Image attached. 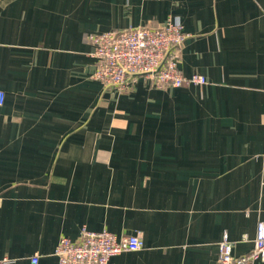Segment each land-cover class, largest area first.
Listing matches in <instances>:
<instances>
[{
  "label": "crops",
  "instance_id": "crops-1",
  "mask_svg": "<svg viewBox=\"0 0 264 264\" xmlns=\"http://www.w3.org/2000/svg\"><path fill=\"white\" fill-rule=\"evenodd\" d=\"M168 18L187 34L180 70L205 84L93 78L89 33ZM0 90V264H57L83 227L142 237L109 264H218L224 231L234 255L253 247L264 0H0Z\"/></svg>",
  "mask_w": 264,
  "mask_h": 264
},
{
  "label": "built area",
  "instance_id": "built-area-1",
  "mask_svg": "<svg viewBox=\"0 0 264 264\" xmlns=\"http://www.w3.org/2000/svg\"><path fill=\"white\" fill-rule=\"evenodd\" d=\"M186 37L178 18L90 33L91 54L96 64L93 77L116 92L129 90L139 75L146 76L155 87L203 85L207 82L204 75L196 72L185 75L178 66ZM3 99L4 93L0 90V104ZM242 239L247 240V237L244 235ZM233 244L224 231L218 241V264H250L255 259L264 260V219L257 222L253 247L248 252L234 255ZM142 246L139 234L118 237L106 229L96 231L83 227L74 240L61 236L54 254L57 264H109L111 256ZM31 261L36 263L37 255Z\"/></svg>",
  "mask_w": 264,
  "mask_h": 264
},
{
  "label": "rangeland",
  "instance_id": "rangeland-1",
  "mask_svg": "<svg viewBox=\"0 0 264 264\" xmlns=\"http://www.w3.org/2000/svg\"><path fill=\"white\" fill-rule=\"evenodd\" d=\"M91 33H94V32H91ZM89 34H90V33H89ZM88 36H89V35H88ZM92 49H93V48H92ZM91 52H92V51H91ZM180 58H181V52H180ZM180 58H179V62H180ZM178 64H179V63H178ZM178 66H179V65H178ZM93 73H94V72H93ZM199 74H200V73H199ZM92 76H93V75H92ZM139 76H140V75H139ZM143 76H144V75H143ZM144 77L146 78L147 82L150 83V85H151V82L149 81V79H148L146 76H144ZM93 78H94V77H93ZM132 86H133V85H132ZM132 86H131V87H132ZM151 86H152V85H151ZM131 87H130V88H131ZM126 91H128V90H126ZM123 92H125V91H123ZM118 93L120 94V93H122V92H118Z\"/></svg>",
  "mask_w": 264,
  "mask_h": 264
}]
</instances>
